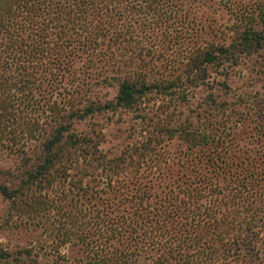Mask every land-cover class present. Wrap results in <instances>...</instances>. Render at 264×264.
Here are the masks:
<instances>
[{
    "label": "trees",
    "instance_id": "16d2710c",
    "mask_svg": "<svg viewBox=\"0 0 264 264\" xmlns=\"http://www.w3.org/2000/svg\"><path fill=\"white\" fill-rule=\"evenodd\" d=\"M223 1L233 4V0ZM255 5L251 16L242 17L243 29L237 31L239 40L235 47L200 45L189 57L188 76L196 75L199 79V73L207 72L212 64L237 63L238 52L255 53L264 49V0H257ZM190 14L182 6L177 9L175 0H0V145L7 142L17 145L18 134L32 139L37 138L40 129L48 130L42 136L40 152L34 161L25 154L31 163L22 173L21 186L17 189L1 183L0 194L9 199L20 198L32 187L50 184L58 172L62 173L78 157L117 176L132 156L107 160L100 157L90 138L72 132V122L106 109H132L149 93L168 94L178 81L150 80L144 74L129 72L118 80L115 101L93 103L82 110L71 104L69 110L56 103L41 104L39 96L44 92L41 83L54 75L52 69L61 71L73 64L79 53L87 54L91 60L102 53L104 43L109 50L114 40L138 44L136 38L140 34L150 38L149 34L159 30L163 35L162 31L170 23L185 21ZM110 53L114 57V52ZM195 71L199 73L194 74ZM39 110L52 113L44 126L34 117ZM263 125H260L262 129ZM259 133L264 137V130ZM184 138L201 153L212 155L211 166L207 168L211 172L194 168L192 178L168 182L164 187L166 193L155 197L148 194L150 188L146 185V191L138 187L139 195L131 198L122 191L121 199L131 203L129 213L117 210L110 198L105 199L107 204L101 202V206L94 208L95 215H87L88 221L91 219L90 224L87 221L90 230L83 228L80 235L85 245L96 243L93 256H57L53 264H137V256H125L132 249L133 253L150 251L155 260L153 264H230L263 254L264 157L261 150L249 154L239 150L237 156L225 157L215 150L211 152L214 146L223 143L221 136L216 138L199 131L191 135L187 132ZM160 141V136L155 135L145 150L150 152ZM116 188L113 187L115 192ZM122 189L120 186L118 191ZM33 198L34 205L42 207L45 201ZM71 221L78 225L75 218ZM169 222L172 226L175 222L178 224L173 227L176 235L172 238L165 230ZM93 224L96 230L91 231ZM70 233L69 230L60 233L62 243L70 242ZM123 240L127 244L125 249L115 246V241L123 243ZM0 264L45 263L38 257L10 256L3 252Z\"/></svg>",
    "mask_w": 264,
    "mask_h": 264
},
{
    "label": "rangeland",
    "instance_id": "374dc122",
    "mask_svg": "<svg viewBox=\"0 0 264 264\" xmlns=\"http://www.w3.org/2000/svg\"><path fill=\"white\" fill-rule=\"evenodd\" d=\"M232 3L175 0L177 9L182 6L191 14L185 21L179 19L170 23V27L162 31L163 35L159 30L151 32L150 38L140 34L136 38L138 44L114 40L110 50L103 42L102 53L91 60L87 54L79 53L65 70L52 69L54 75L41 83L44 92L39 99H42L41 104L56 103L67 110L69 104L82 110L93 103L115 101L118 80L129 72L144 74L150 80H176L178 84L168 94L156 91L147 94L132 109H106L75 119L72 132L90 138L100 157L106 160L132 157L126 160L117 176L78 157L77 161L67 164L62 173L58 172L56 180L50 184L32 187L20 198L9 199L0 194V253L34 256L45 264H53L57 256H93L96 243L87 246L80 235L83 228L90 230L91 219L88 221L87 215H95L94 208L101 206V202L107 204L105 199L110 198L114 208L129 213L131 203L121 199L122 191L131 198L139 195L140 187L146 191V185L150 188L149 195H164L168 182L192 178L194 168L204 172L210 168L212 155L195 149L193 143L184 138L187 132L221 136L223 143L214 146L211 152L215 150L225 157L236 155L239 150L248 154L261 150L264 157V137L259 133L264 130L260 126L264 123V49L255 53L238 52L237 63L224 61L221 65H210L205 73L195 71L194 74H200L199 79L186 72L189 57L200 45L237 44V31L242 30L244 24L242 17L253 14L257 0H233ZM50 114V111L39 110L34 117L44 126ZM39 131L37 138L27 139L18 134L17 145L8 142L0 145V184L17 189L21 186L22 173L31 163L25 154L34 161L36 153L40 152L42 136L48 132ZM155 135L160 136L161 141L154 151L147 152L145 147ZM117 184L123 189L118 191ZM33 197L45 201L42 207L34 205ZM73 216L78 225L71 224ZM171 222L165 224V230L172 238L176 235L173 227L178 224L175 222L172 226ZM66 230L71 232L70 242L62 243L60 233ZM94 230L95 225L91 227V231ZM119 242L115 241V246L125 249L126 241ZM131 251L133 249L126 251L125 256H137V264L155 261L150 251ZM230 264H264V253Z\"/></svg>",
    "mask_w": 264,
    "mask_h": 264
}]
</instances>
